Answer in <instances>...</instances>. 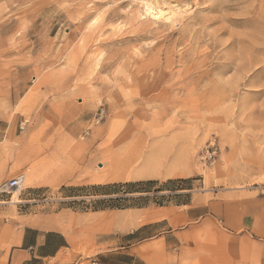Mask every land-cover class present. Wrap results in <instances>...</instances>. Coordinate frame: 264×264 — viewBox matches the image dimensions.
Wrapping results in <instances>:
<instances>
[{"label":"rangeland","instance_id":"1","mask_svg":"<svg viewBox=\"0 0 264 264\" xmlns=\"http://www.w3.org/2000/svg\"><path fill=\"white\" fill-rule=\"evenodd\" d=\"M160 1L0 0V254L41 220L89 264L131 213L146 264H264V0Z\"/></svg>","mask_w":264,"mask_h":264},{"label":"crops","instance_id":"2","mask_svg":"<svg viewBox=\"0 0 264 264\" xmlns=\"http://www.w3.org/2000/svg\"><path fill=\"white\" fill-rule=\"evenodd\" d=\"M139 170L140 172L137 170L139 174L137 173L134 176H131L130 171L120 170L117 179L156 177L159 175L158 170L160 169ZM99 171L100 173L95 178L96 181H89L90 183L114 182L108 180L109 170L104 171L99 168ZM118 219L119 223L126 224L120 228L123 233L114 234V238H110V235L101 237L98 245H101L103 249H97L95 254L87 257L89 264H146L142 255L147 254L148 251L146 250L143 253L136 246L143 241L158 238L160 235H162L164 242L167 240L166 227L160 225L161 221L140 226L141 219L139 216L131 213L121 215ZM26 223L29 226L24 227L20 235L16 237V244L12 245L6 254H0L5 257L6 264H78L81 261L82 255L72 245L73 235L60 230H40L41 228L53 229L55 227V225L54 227L46 225L41 220ZM245 223L247 231L242 238H245V244L250 245L251 242L253 243V238L249 239L247 235L250 228L253 230V223L251 226L248 225L247 220ZM259 233L264 241V221ZM125 238H128V240H125ZM111 242H114L112 247H110ZM153 247L156 250L159 249L156 244L152 245Z\"/></svg>","mask_w":264,"mask_h":264},{"label":"bare ground","instance_id":"3","mask_svg":"<svg viewBox=\"0 0 264 264\" xmlns=\"http://www.w3.org/2000/svg\"><path fill=\"white\" fill-rule=\"evenodd\" d=\"M140 1L144 4V7H145L144 13L147 17H150L151 19H156V18L160 17L161 13L159 11L160 10L159 6L162 3L160 0H155L156 4L154 5V7L151 4H149V2H147L148 0H140ZM167 4L169 5L168 10H179V8L177 6L178 4L175 6H170L171 2H167ZM20 190H21V188H18V189L13 190V191H20ZM13 191H12V193H13Z\"/></svg>","mask_w":264,"mask_h":264},{"label":"built area","instance_id":"4","mask_svg":"<svg viewBox=\"0 0 264 264\" xmlns=\"http://www.w3.org/2000/svg\"><path fill=\"white\" fill-rule=\"evenodd\" d=\"M23 183H24V177L22 175H18L9 181L1 183L0 195H8L12 193L13 190L21 188Z\"/></svg>","mask_w":264,"mask_h":264}]
</instances>
